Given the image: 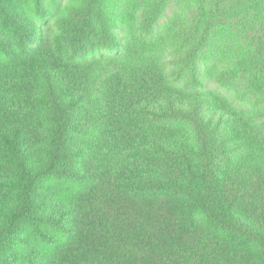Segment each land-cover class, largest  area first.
Listing matches in <instances>:
<instances>
[{
	"label": "trees",
	"instance_id": "16d2710c",
	"mask_svg": "<svg viewBox=\"0 0 264 264\" xmlns=\"http://www.w3.org/2000/svg\"><path fill=\"white\" fill-rule=\"evenodd\" d=\"M63 2L0 0V264H264V0Z\"/></svg>",
	"mask_w": 264,
	"mask_h": 264
},
{
	"label": "rangeland",
	"instance_id": "374dc122",
	"mask_svg": "<svg viewBox=\"0 0 264 264\" xmlns=\"http://www.w3.org/2000/svg\"><path fill=\"white\" fill-rule=\"evenodd\" d=\"M79 2H81V0H64V2L62 3L61 8H59L58 10H56L55 8H49L45 13H42L41 15H43V17L41 16H37L34 15L32 13L31 17L34 19L33 21L35 22V24L37 26H41L44 29V23H46L48 26H51L53 28V30L57 32V30H62L65 26H61L62 24V19L67 16L69 14V12H71V8L67 9L66 4L65 3H75V5H77ZM112 2H114V7L116 8V12H117V16L113 17L115 18V20L117 19V17H121L123 15V10H124V6L123 4L125 3V0H112ZM69 6V4H67ZM84 6V5H81ZM82 9L84 7H81ZM87 14V10H85V13H81L80 17H83L84 15L86 16ZM164 18H162L160 20V22L163 20ZM61 26V27H60ZM37 42V41H35ZM34 42V43H35ZM228 45V44H227ZM239 44H231L232 49H235V47L233 46H238ZM243 46V44H241ZM91 49L88 50V56L87 58L90 59L92 57H95L96 59H98L100 54H105V55H114L113 52H105V51H96V52H90ZM170 57V56H168ZM209 84L210 88H216L219 92H225L222 87L217 84L215 82L214 79H212V81L207 82Z\"/></svg>",
	"mask_w": 264,
	"mask_h": 264
}]
</instances>
